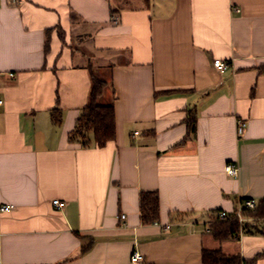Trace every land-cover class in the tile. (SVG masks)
Listing matches in <instances>:
<instances>
[{"label":"crops","instance_id":"crops-1","mask_svg":"<svg viewBox=\"0 0 264 264\" xmlns=\"http://www.w3.org/2000/svg\"><path fill=\"white\" fill-rule=\"evenodd\" d=\"M90 60L113 84L104 147L68 140ZM261 66L264 0H0V205H14L0 211V264H203L204 248L264 264L263 219L224 242L210 232L217 211L264 198ZM153 190L159 220L144 224Z\"/></svg>","mask_w":264,"mask_h":264},{"label":"trees","instance_id":"trees-1","mask_svg":"<svg viewBox=\"0 0 264 264\" xmlns=\"http://www.w3.org/2000/svg\"><path fill=\"white\" fill-rule=\"evenodd\" d=\"M77 18V13L72 12L71 19ZM58 35L63 43L65 41V31L61 26H57ZM53 29H47L45 39V53L50 49V35ZM87 69L90 73L91 89L87 104L82 108L81 114L75 123V128L70 131L68 140L80 144L83 147H104L108 142L115 140L116 137V111L114 104L110 101L107 95L108 88L113 91V84L106 79L100 78L92 61L87 64ZM264 71V66H261L260 72ZM59 102V100H58ZM52 121L58 125L61 123L62 116L59 108L55 107L51 111ZM188 135H191L197 125L196 115L189 116ZM141 220L144 224H154L159 220L160 216V196L156 190L142 191L140 193ZM257 206L253 209H245L242 212L244 217L263 219L264 220V198L257 202ZM218 212V211H217ZM216 212V213H217ZM214 217V222L211 225V234L221 242L238 238L240 236V227L244 228V223L241 225L239 219L235 216H230L225 220H218ZM93 242L85 244L82 248V253L87 251ZM261 255H264L262 253ZM245 259L239 254L225 253L221 248H204L202 252L203 264H245Z\"/></svg>","mask_w":264,"mask_h":264},{"label":"built area","instance_id":"built-area-1","mask_svg":"<svg viewBox=\"0 0 264 264\" xmlns=\"http://www.w3.org/2000/svg\"><path fill=\"white\" fill-rule=\"evenodd\" d=\"M215 66L218 69H225L227 67V64L224 63L221 59H217L214 61ZM4 103V101H2L0 99V105H2ZM246 126V122L244 120H239L238 121V125H237V132L239 134H243L244 128ZM225 171L229 176H233V177H238L239 174V165L238 163L235 162H229L227 163L226 167H225ZM53 205L58 206V207H64L65 206V202L61 201L59 199H54L53 200ZM257 200L255 198H246L244 200H242L239 203V207L236 208L234 211L230 212L227 210H221L218 211L216 213V218L218 220H225L227 218H229L231 215L235 216L239 219L241 225H243V223L245 222V217L242 215L243 210L245 209H253L257 206ZM14 207L13 204H2L0 205V211L2 212H6V211H10L12 208ZM123 218H125V216H122ZM240 235L242 234V226L240 227V231H239ZM143 259V255L142 253L139 252H135L132 257L131 260L134 263H141Z\"/></svg>","mask_w":264,"mask_h":264},{"label":"rangeland","instance_id":"rangeland-1","mask_svg":"<svg viewBox=\"0 0 264 264\" xmlns=\"http://www.w3.org/2000/svg\"><path fill=\"white\" fill-rule=\"evenodd\" d=\"M74 41V40H73ZM74 43H75V41H74Z\"/></svg>","mask_w":264,"mask_h":264}]
</instances>
